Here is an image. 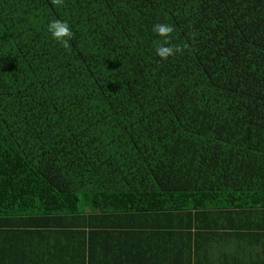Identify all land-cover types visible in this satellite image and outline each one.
Segmentation results:
<instances>
[{"label": "trees", "instance_id": "1", "mask_svg": "<svg viewBox=\"0 0 264 264\" xmlns=\"http://www.w3.org/2000/svg\"><path fill=\"white\" fill-rule=\"evenodd\" d=\"M86 206L264 209V0H0V216Z\"/></svg>", "mask_w": 264, "mask_h": 264}, {"label": "crops", "instance_id": "2", "mask_svg": "<svg viewBox=\"0 0 264 264\" xmlns=\"http://www.w3.org/2000/svg\"><path fill=\"white\" fill-rule=\"evenodd\" d=\"M0 264H264V209L0 216Z\"/></svg>", "mask_w": 264, "mask_h": 264}, {"label": "clouds", "instance_id": "3", "mask_svg": "<svg viewBox=\"0 0 264 264\" xmlns=\"http://www.w3.org/2000/svg\"><path fill=\"white\" fill-rule=\"evenodd\" d=\"M51 3L56 6H63L64 0H51ZM47 31L51 35V38L61 44L62 47L65 49L70 48V41L73 37V32L66 21H50L47 25ZM152 31L160 38L156 42L155 52L161 60H167L177 54H183L188 48L187 44L180 46L171 43L172 33L175 29L170 24L157 23L153 26Z\"/></svg>", "mask_w": 264, "mask_h": 264}]
</instances>
